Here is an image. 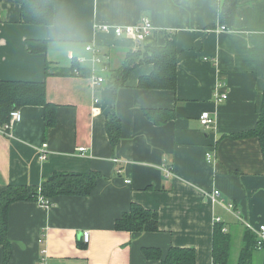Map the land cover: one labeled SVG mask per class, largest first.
I'll return each instance as SVG.
<instances>
[{
	"label": "crops",
	"instance_id": "obj_1",
	"mask_svg": "<svg viewBox=\"0 0 264 264\" xmlns=\"http://www.w3.org/2000/svg\"><path fill=\"white\" fill-rule=\"evenodd\" d=\"M223 1L56 0L52 25L40 26L20 21V0H0V81H43L47 102L56 106L50 127L45 129L41 107L25 106L17 109L20 121L0 134V194L8 186H38L54 172L98 175L87 197L57 196L49 206L9 205V255L5 259L0 246V264H159L142 249L166 253L170 247L192 249L195 264H212L217 218L238 258L246 232L239 217L264 225L259 142L236 137L254 127L264 91V0H238L225 25L219 21ZM142 18L154 30L139 43L101 29ZM221 26L227 30L216 31ZM167 34L175 35V90L140 89L139 78L152 70L143 63L113 91L106 76L121 68L127 53L142 56L161 47ZM27 40H45L46 52H27ZM87 45L100 50L107 66L105 73L94 66L102 85L93 88L83 76H45L47 62L65 71L69 56L90 58ZM216 90L227 99L214 103ZM112 108L120 124L115 146L106 133ZM161 109L172 111L161 125L144 115ZM205 111L215 116L208 132L198 122ZM43 143L46 160L37 153ZM133 204L157 213V232L114 229ZM233 255L230 263L236 264ZM252 260L264 264V248Z\"/></svg>",
	"mask_w": 264,
	"mask_h": 264
},
{
	"label": "trees",
	"instance_id": "obj_2",
	"mask_svg": "<svg viewBox=\"0 0 264 264\" xmlns=\"http://www.w3.org/2000/svg\"><path fill=\"white\" fill-rule=\"evenodd\" d=\"M56 0H20V21L24 24L50 26L54 18V4ZM238 0H224L221 5L219 21L225 25L229 14ZM45 40H27L25 49L29 53H45ZM176 43L175 35L167 34L165 45L146 50L142 56L129 52L125 56L120 69L106 76L116 91L124 84L126 75L139 64H150L149 74L141 76L138 87L146 90L174 91L176 88ZM69 70H54L53 63L47 62L44 67L45 76H74L73 70L80 69L75 58L71 60ZM80 76L89 77L90 72L81 66ZM25 106H37L43 109L45 129L54 122L56 106L47 102L45 83L23 81H0V124L8 120L11 111ZM147 117L154 125H161L171 119V110H146ZM106 133L110 143L115 146L119 140L120 124L113 108L106 121ZM254 137L258 140L264 160V91L257 121L247 133L238 134L240 137ZM235 137V136H234ZM98 175L54 172L45 178L40 185L8 186L0 194V246L5 259L9 255L7 240V210L15 202H36L39 196L43 198L42 205L49 206V200L57 196L87 197L95 187ZM223 224L215 223L212 231L211 257L212 264H232L231 238L222 232ZM116 231L129 233H155L158 230V216L154 211L133 204L128 212L123 214L114 224ZM245 243L237 258L236 264H253L252 255L255 249L256 237L245 230ZM142 254L147 260L158 261L159 264H195V252L192 249L170 247L166 253L157 248H143Z\"/></svg>",
	"mask_w": 264,
	"mask_h": 264
},
{
	"label": "built area",
	"instance_id": "obj_3",
	"mask_svg": "<svg viewBox=\"0 0 264 264\" xmlns=\"http://www.w3.org/2000/svg\"><path fill=\"white\" fill-rule=\"evenodd\" d=\"M103 32H111L114 36L120 38V37H130L132 39H134L136 42H142L145 40V38L147 36H149L154 28L153 25L151 23V21L147 18H142L137 24L131 25V26H125V27H102L101 28ZM227 28L225 26H221L220 28L216 29V31H226ZM85 52L90 54V58L85 59L82 57H72L69 56L71 60H73L75 58L76 62L78 63L80 69H74L73 70V74L74 76H80V71H81V66L85 65L86 63L89 64V72H90V76L88 77L91 85L93 86V88L98 87L100 85H102L104 83V78L101 76H97L95 75L94 72V66L100 64L102 66L101 68V72L105 73L107 71V66L102 63L101 61V52L99 49H97L96 47H94L93 45H87L85 46ZM227 99V95L226 94H221L218 90L215 91L214 95H213V101L214 103H221L223 101H225ZM97 103V100H94V104ZM92 112H95V109L92 108ZM21 119V114L19 112V110H13L9 113L8 115V120L7 122H5L4 124L0 125V134L2 133H6L11 126L16 123L19 122ZM198 122L201 126V128L205 131H212L214 128V124H215V116L212 115L210 112H202L198 118ZM85 149L84 148H79V152L82 153ZM47 144L43 143L39 149H38V157L40 160H46L47 158ZM207 157H209V154L206 155ZM118 160L115 159L114 162H117ZM166 175L170 174L169 170H165ZM126 183H129L128 181H126ZM219 195L218 191H213V193L211 194L210 198L211 200L215 201L217 196ZM43 198L41 196H39L38 202L42 205L43 203ZM45 206V205H44ZM239 221H241L243 227L245 228V230L253 233L256 237V244H255V249L258 251H261L264 248V225H252L249 222H246L245 220H243L242 218L239 217ZM215 223H220V220L217 218L215 219ZM222 232L226 233V229L223 228ZM83 241L84 243H87L88 241V233L84 232L83 233Z\"/></svg>",
	"mask_w": 264,
	"mask_h": 264
},
{
	"label": "rangeland",
	"instance_id": "obj_4",
	"mask_svg": "<svg viewBox=\"0 0 264 264\" xmlns=\"http://www.w3.org/2000/svg\"><path fill=\"white\" fill-rule=\"evenodd\" d=\"M234 253H235V251H232V255H233ZM237 255H238L237 253H235V254L233 255V260H234V261H236V259H237V258H236Z\"/></svg>",
	"mask_w": 264,
	"mask_h": 264
}]
</instances>
